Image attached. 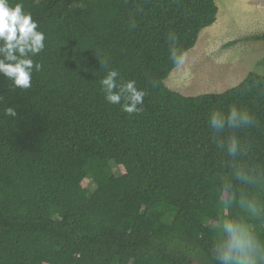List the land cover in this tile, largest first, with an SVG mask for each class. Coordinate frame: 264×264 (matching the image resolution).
Masks as SVG:
<instances>
[{
	"label": "trees",
	"instance_id": "16d2710c",
	"mask_svg": "<svg viewBox=\"0 0 264 264\" xmlns=\"http://www.w3.org/2000/svg\"><path fill=\"white\" fill-rule=\"evenodd\" d=\"M24 4L48 39L29 89L0 75V264H209L228 175L209 113L250 109L240 136L264 161V95L250 87L264 76L197 97L166 85L169 36L192 50L218 20L215 0ZM102 58L147 92L142 112L105 100Z\"/></svg>",
	"mask_w": 264,
	"mask_h": 264
},
{
	"label": "clouds",
	"instance_id": "9594fccd",
	"mask_svg": "<svg viewBox=\"0 0 264 264\" xmlns=\"http://www.w3.org/2000/svg\"><path fill=\"white\" fill-rule=\"evenodd\" d=\"M47 39L24 0H0V75L13 89L32 86L34 72L43 69L34 58L45 51ZM175 42L176 36H169L171 62L180 68L186 56ZM100 67L105 69L99 81L105 100L129 115L142 112L147 92L138 88L136 80H125L104 58ZM250 87L264 95V80L253 81ZM4 114L15 117L17 112L7 107ZM207 124L228 169L216 188L222 211L212 227L206 252L209 264H264V161L254 159L251 144L240 136L242 130L256 124L255 114L233 104L209 113Z\"/></svg>",
	"mask_w": 264,
	"mask_h": 264
},
{
	"label": "rangeland",
	"instance_id": "374dc122",
	"mask_svg": "<svg viewBox=\"0 0 264 264\" xmlns=\"http://www.w3.org/2000/svg\"><path fill=\"white\" fill-rule=\"evenodd\" d=\"M215 2L217 22L202 31L196 46L185 54L184 65L166 80L168 88L186 97L223 93L250 73L264 76V41L253 39L264 35V0Z\"/></svg>",
	"mask_w": 264,
	"mask_h": 264
}]
</instances>
